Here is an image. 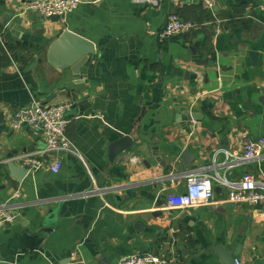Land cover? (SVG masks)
<instances>
[{
  "label": "crops",
  "instance_id": "crops-1",
  "mask_svg": "<svg viewBox=\"0 0 264 264\" xmlns=\"http://www.w3.org/2000/svg\"><path fill=\"white\" fill-rule=\"evenodd\" d=\"M30 1L0 0V202L21 193L10 200L16 220L0 228V264H118L136 252L169 264H224L232 253L235 263L264 264V202H232L217 184L210 204L164 209L217 148L241 151L244 137H264L262 0H217L213 10L201 0H83L54 18ZM173 13L196 27L161 41ZM67 28L96 45L79 72L47 59ZM34 100L72 104V149L57 153L59 172L18 181L8 165L46 148L33 127L11 125ZM124 135L135 143L111 162ZM246 173L264 180V152L226 177Z\"/></svg>",
  "mask_w": 264,
  "mask_h": 264
},
{
  "label": "built area",
  "instance_id": "built-area-1",
  "mask_svg": "<svg viewBox=\"0 0 264 264\" xmlns=\"http://www.w3.org/2000/svg\"><path fill=\"white\" fill-rule=\"evenodd\" d=\"M83 0H31L29 9L36 11L45 18L65 16L76 9ZM206 8L213 10L217 0H201ZM264 10V0L257 5ZM196 24L190 20L182 19L178 14L168 16L163 29L158 33L161 41L175 36H181L191 31ZM72 104L59 103L46 105L39 101H32L29 105L13 111L11 125L14 130L24 126L36 129L44 138L46 148L43 151L28 153L21 157V165L28 172L35 173L43 169L57 173L63 167L62 159L57 155L72 149V141L67 135L69 119L67 112ZM264 152V137L254 139L244 137L243 149L231 151L223 147L217 148L209 164L193 169L186 175V188L180 193L166 195L164 209L183 210L196 205L210 204L215 196L217 184L229 187V198L232 202L258 205L264 202V180L254 173H246L236 180L226 177L227 171L238 166L256 163ZM21 197L19 191L11 197L0 202V228L16 220L12 211L11 199ZM167 256L156 253H132L124 255L118 264H169ZM237 264H241L236 259Z\"/></svg>",
  "mask_w": 264,
  "mask_h": 264
},
{
  "label": "water",
  "instance_id": "water-1",
  "mask_svg": "<svg viewBox=\"0 0 264 264\" xmlns=\"http://www.w3.org/2000/svg\"><path fill=\"white\" fill-rule=\"evenodd\" d=\"M255 22L261 24L259 21ZM96 50V45L92 40L67 28L50 43L46 54L48 61L56 69L63 70L64 67H67L74 72H79L88 57L96 53ZM192 117L198 118L199 115L193 113ZM134 143V138L131 135H124L112 142L109 148L110 161L114 162L118 156L131 149ZM180 158L184 163V167L190 169L195 155L186 148L182 151ZM8 168L18 181H22L28 173L27 168L19 167L15 163H10ZM222 261L224 264H236L233 253L229 257H223Z\"/></svg>",
  "mask_w": 264,
  "mask_h": 264
}]
</instances>
